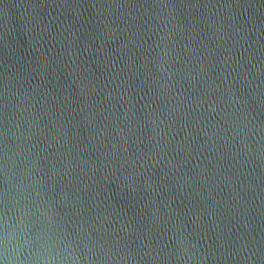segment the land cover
<instances>
[{
  "label": "water",
  "instance_id": "obj_1",
  "mask_svg": "<svg viewBox=\"0 0 264 264\" xmlns=\"http://www.w3.org/2000/svg\"><path fill=\"white\" fill-rule=\"evenodd\" d=\"M0 264H264V0H0Z\"/></svg>",
  "mask_w": 264,
  "mask_h": 264
}]
</instances>
